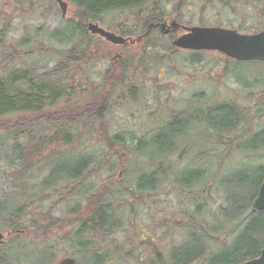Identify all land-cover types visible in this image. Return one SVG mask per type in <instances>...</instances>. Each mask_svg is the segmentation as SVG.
<instances>
[{
	"label": "trees",
	"instance_id": "1",
	"mask_svg": "<svg viewBox=\"0 0 264 264\" xmlns=\"http://www.w3.org/2000/svg\"><path fill=\"white\" fill-rule=\"evenodd\" d=\"M223 1L202 2L206 3L209 9L212 3L221 4ZM69 2L74 6L73 19L67 21L65 31L53 30L49 37L50 41L57 38L59 46H45L43 42L39 44V49L48 52L58 49L62 53L56 60L57 64L51 69L43 70L41 74L33 65L14 67L17 58L28 55L30 50L22 49L7 39L11 18L0 5V154L5 159H8L10 154L15 155L19 162L11 172V175L13 173L15 175L12 182L16 183L18 188L0 196V229L12 231L6 240L21 239L34 228L44 232L46 229L66 224L68 219L73 218L68 215L66 218L55 219L51 216L50 219L39 220L31 217L29 213L27 218L23 219L28 203L17 205L19 202H15L12 205L10 198L16 195L20 201L25 199L30 202L29 204L33 202L35 196L30 194L31 185L37 183L35 178L38 177V173L36 175L31 172L37 166H40L39 171L44 172L43 179L39 181L42 189L40 193L51 192L49 196L51 197L62 187L63 190H67L62 198L66 194L68 197L73 195H76V198L80 197L83 185L91 174L100 171L104 158L100 165L93 166V162L96 161L93 158L96 156L95 152L73 154L78 141L75 140L72 131H78L75 127L78 125H83L84 129L89 125H97L96 135L108 146L110 156L116 157L113 164H110L109 160L104 162L106 165L110 164V171L114 172L117 167L122 170L128 168L131 164L129 162H139L141 155L147 159H144L145 167L133 166L135 170L133 190L129 191V186L121 188L119 180L115 177L111 179V176L108 179L110 184H103L94 192L92 189L85 197V203L74 205L69 212L81 219H77L75 229H71L68 237L76 242L81 251H86L89 264H108L113 259L112 243H105L126 223L124 218L126 207L123 201L133 199L134 202H130L132 206L138 203L145 204L158 196L161 187L166 185V180L171 178L179 186L177 189L180 195H185L190 201V208H193V213L188 212L185 215L187 220L182 222L189 228H185L180 243L173 245L166 256L156 251L153 244L150 253H147L149 261L146 264H198V262L243 264L259 256L264 247V210L253 209V201L264 180V162L259 160L262 150L264 151V105L260 103L259 106L248 109L238 102L229 100L211 102L214 97L205 96L204 91L196 92L191 96L190 106L182 107L179 113H174L168 122L156 131L139 137L133 136L131 142L127 135L122 133L109 135L105 122L106 115L113 107L111 96L118 86H125L124 88H128L126 94L129 93L134 101L138 85H129V82L132 83L130 76L142 74L144 59L151 49L148 40L157 28H152L143 37L141 50L126 53L117 66H110L104 74L102 89H98L99 84L82 93L77 90L78 79L89 80V66L100 58L110 56L99 55L94 50L92 44L94 39L88 32V23L100 20L112 11H130L136 8L142 13L149 6L151 11L147 18L140 19L144 26L142 33L144 34L150 23L165 20L160 14L162 7L159 0H69ZM133 33L135 32L128 35ZM123 34L125 35L124 32ZM23 40L24 43L31 41L29 36H25ZM202 52L195 51L194 58L200 60ZM171 54L175 52L168 55ZM76 92L81 94V97L74 98ZM260 94H262L260 99L262 98L264 102V90ZM65 99L71 100H67L65 106H60L54 111H50L44 103L49 100L59 104ZM44 126H53L51 133L44 137L42 133L40 136L37 135L35 127ZM198 133V140L192 141ZM24 136L28 139L22 138ZM58 144L64 146L57 148ZM200 144L202 146L196 149L195 146ZM205 145L219 146L229 152H252L255 158L242 164L240 168H232L221 175V172H213L212 166L205 161L208 154L202 151ZM50 146L51 150L48 149ZM179 152L181 156H178ZM182 158L188 165L180 166ZM194 158L197 159V163L191 164ZM208 179H215L218 186L223 189V203L218 208L219 212L209 210L207 219L203 214L208 211V200H201L200 194L206 197L205 185ZM56 203H53L54 207ZM20 230L22 232H19ZM220 233L229 234L227 237L233 238L226 244L221 241L227 248L215 252L213 247L221 240V237H218ZM6 240L2 242L0 251L6 245ZM29 246L27 243L20 244V251L12 254L8 253L7 248L4 253L5 262L52 264L50 250L40 251V254L34 250L25 253ZM14 248L18 246L11 247L12 250Z\"/></svg>",
	"mask_w": 264,
	"mask_h": 264
},
{
	"label": "rangeland",
	"instance_id": "2",
	"mask_svg": "<svg viewBox=\"0 0 264 264\" xmlns=\"http://www.w3.org/2000/svg\"><path fill=\"white\" fill-rule=\"evenodd\" d=\"M65 1L69 2V0ZM159 1L162 7L160 14L170 21L177 16L179 22L185 27L199 25L208 27L218 26L236 28L245 34L252 33L250 27L246 24L242 25L241 22L242 17L246 14L252 15L246 7V0H224L221 4L214 2L209 9L208 5L202 2L203 0H186L185 2L183 0ZM0 5H2L1 8L6 13H9L11 18V26L7 39L22 49L30 50L28 55L17 58L14 67L33 65L36 66L40 74L43 70L54 67L57 64L56 60L60 58L59 56L62 53L58 49L52 52L39 49V44L43 42L45 46H59L57 38L50 41L51 31L56 29L61 30V32L65 31L67 21L73 19L74 6L69 3V11L66 16H63L55 0H0ZM144 8L146 9V7ZM150 11L151 8L149 6L142 13L140 9L136 8L130 9V11H112L105 14L102 19L96 21L106 30L114 31L118 35H124V32L125 36L138 37L144 31V26L140 23V19L147 18ZM131 32L135 33L128 35ZM182 32H184L183 29L174 34L177 35ZM25 36H29L31 41L24 43L23 39ZM92 37L94 39L92 41L94 50L99 55L110 56L108 58H100L89 66V80L77 78L78 83L76 86L79 87L77 89L78 92L86 91L88 88L96 87L99 84L98 89H102L104 87V83L102 82L104 74L110 66H117L119 60H123L126 53L141 50L143 47V43L127 44L124 46L107 42L98 35H93ZM172 39L170 35L163 34L156 29L148 40V46L151 49L144 59L143 72L142 74L138 73V75L130 76L132 83L129 82V85H138L134 101H132L129 93L126 94L128 88H124L125 86H118L116 88L115 93L111 96L112 110L106 115L105 123H107L106 129L109 135L122 133L127 135L131 142L133 136L139 137L156 131L165 125L174 113H179L182 107H188L191 104L192 94L196 92L202 93L204 91L205 96L214 97L211 102L229 100L235 103L238 102L239 105H243L248 109L257 107L260 103L264 105L263 99H260L262 95L260 92L264 90V62L261 60H233L217 50H202L201 58L198 60L194 58L195 50L175 47ZM172 52H175V54L169 56L168 54ZM117 57H120V59H116ZM163 85H167L168 87H163ZM78 92H76L74 98L81 97V94ZM67 100L71 99L60 101L59 104L52 103L49 100L44 103L46 107L50 108V111H54L60 106H65ZM75 127L78 131H72V133L78 142L75 145V149H73V154L88 151L95 152L96 156L93 158L96 161L92 165H100L102 158H104L102 168L95 174H91V177L80 190V197L76 198V195L68 197V194H66L62 198L63 193L67 191L63 190L62 187L56 193H53L51 197H49L51 192L40 193L42 189L39 181L43 179L44 172L39 171L40 166H37L31 172V174L35 173L36 175L38 173V177L35 178L37 179V183L31 185L32 191L30 194L35 196L33 202L29 204L30 202L25 199L20 201L18 196L13 195L10 198L11 204L13 205L15 202H19L17 205L24 204V202L28 203V209L24 213L23 219H26L29 213L31 217L38 218L39 220H47L51 216L55 219L66 218L68 215L73 218L68 219V223L66 224L46 229L44 232H40L34 228V230L26 233L21 239L14 241L6 240V245L0 251V264H7L4 254L7 248L8 253L12 254L20 251V244L26 243L27 246H30L25 249V253L34 250L40 254L42 251L49 252L50 250L52 254L51 258L53 259L52 264H56L64 257L76 258L78 264H89L86 251H81L82 249L78 247L76 242L68 237L71 229L76 226L77 219H81V217H76V215L69 212L74 205H83L85 197L92 189V192H94L103 186V184H110L108 179L111 176V179L115 177L119 180L121 188L129 186V191L134 189V168L139 165L145 167L144 159L147 158L141 155L139 156L141 163L140 161L137 163L129 162L131 163L128 165L129 169L122 170L117 167L114 172L110 171V164L114 163L116 157L114 155L110 156L108 146L96 135L98 126L89 125L85 129L83 125ZM35 129L37 130V135L40 136L42 133V137H44L46 134L49 135L51 133L53 126L35 127ZM198 136L199 133L193 137L192 141L198 140ZM22 138L28 139L26 136ZM62 146L64 145L58 144L57 148H62ZM201 146L202 144L196 145L195 148L198 149ZM67 147H65V150ZM50 148L51 146L48 147V149ZM202 151L208 153L205 161L212 166L211 170L215 173L217 171L218 173L221 172V175H224L226 171L232 168H240L242 164H246L255 158L252 152H229L221 147L219 148V146L212 147L211 145H205ZM180 154L181 152L178 153V156H181ZM208 157L213 159L211 160ZM184 159H187V157H184ZM107 160L110 161V164L106 165L104 162ZM259 160L264 162L263 150ZM194 163H197L196 158L191 161V164ZM18 164L19 162L15 155L10 154V157L5 159L0 154V196L18 188L16 183L13 184L12 182L15 179L14 173L11 175L13 167ZM183 165L188 164L182 158L180 166ZM29 168L32 169L34 167ZM165 184L161 187L158 196L148 200L145 204L138 203L132 206L130 202H134L133 199H128L127 202L123 201L126 207L124 217L126 223L123 225V228L117 229L112 234L111 239L105 243H112L114 249L113 259L108 264H146L149 261L147 253H150L153 244L156 246V251L166 256L173 245L180 243L183 234H185V228H189L186 223L182 222L187 220L185 215L188 212L190 214L193 213V208H190L188 198L185 195H180L177 189L179 186L172 178L166 180ZM205 188L206 197L200 194V199L208 200V211L206 214H203L208 219L209 210L219 212L218 208L223 203V189L218 186L215 179H208ZM69 189L70 187L68 188L70 192L71 190ZM184 193L188 194L187 191H184ZM55 202H57L56 207L53 206ZM180 203L182 211H180ZM0 231H4L6 234L10 233L7 229H0ZM224 235L225 233H220L218 237H221V240L214 244L213 251L219 252L227 248L222 242L226 244L233 237H227L229 234ZM14 245H17L18 248L12 250L11 247ZM198 264L208 263L198 262Z\"/></svg>",
	"mask_w": 264,
	"mask_h": 264
},
{
	"label": "water",
	"instance_id": "3",
	"mask_svg": "<svg viewBox=\"0 0 264 264\" xmlns=\"http://www.w3.org/2000/svg\"><path fill=\"white\" fill-rule=\"evenodd\" d=\"M63 11V16L68 13V2L65 0H56ZM154 26H160L163 33H169L172 29L178 30L180 24L177 19L174 20L171 25L167 22L159 24H151L148 26L149 33L150 29ZM88 29L92 34H99L106 41H110L114 44H126L128 42L135 43L140 41L141 37L136 39L126 38L123 35L104 29L99 22H90ZM174 45L181 48H192L196 50L208 49V50H219L222 53L233 59L247 61V60H262L264 61V31L258 32L257 34H242L237 30L228 29L225 27H206V26H191L187 28V32L174 39ZM253 209L264 210V180L258 191V194L253 201ZM20 232V231H19ZM6 234L3 231L0 232V245L5 239ZM59 264H75L73 258H64ZM243 264H264V248L261 250L260 255L254 259L247 260Z\"/></svg>",
	"mask_w": 264,
	"mask_h": 264
},
{
	"label": "flooded vegetation",
	"instance_id": "4",
	"mask_svg": "<svg viewBox=\"0 0 264 264\" xmlns=\"http://www.w3.org/2000/svg\"><path fill=\"white\" fill-rule=\"evenodd\" d=\"M245 3L246 7L249 9L248 11H250L252 15L249 16V14H246L243 16L241 19L242 25L246 24L249 26L252 33L264 31V1L246 0ZM165 21L169 23L170 20L165 19ZM169 35L172 37L175 36L173 32ZM76 264L78 263L76 262Z\"/></svg>",
	"mask_w": 264,
	"mask_h": 264
}]
</instances>
